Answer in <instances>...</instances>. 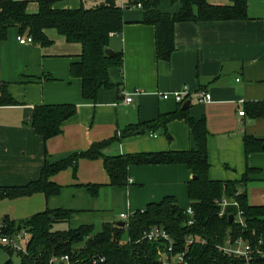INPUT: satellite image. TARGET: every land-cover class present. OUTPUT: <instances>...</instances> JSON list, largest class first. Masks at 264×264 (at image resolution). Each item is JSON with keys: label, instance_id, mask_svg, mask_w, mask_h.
I'll return each mask as SVG.
<instances>
[{"label": "crops", "instance_id": "obj_1", "mask_svg": "<svg viewBox=\"0 0 264 264\" xmlns=\"http://www.w3.org/2000/svg\"><path fill=\"white\" fill-rule=\"evenodd\" d=\"M28 1L27 13H37L36 0ZM247 3L244 21L176 24L174 51L169 61H158L154 27L142 23L140 6L130 8L119 0L124 23L120 34L110 35L109 49L122 53V67L110 70L113 87L100 91L95 102L82 98L81 81L69 74L70 65L79 61L80 44L67 43L48 29L44 34L50 46L20 45L17 30L9 29L0 40V87L6 85L18 105L0 106V189L35 183L45 163L55 164L122 129L172 113L179 103L161 95L186 89L188 114L203 119L208 132L209 180L239 181L247 167L257 170L249 176L245 192L250 205L264 206V150L246 156L243 143L251 137L264 144V0ZM81 6L85 7L83 0H64L54 8ZM31 7L35 10L29 12ZM159 9L174 15L180 5L165 0ZM205 94L211 99L199 102ZM128 97L131 102L126 103ZM254 103L262 107L259 117L251 110ZM63 104L76 106V114L62 124L61 135L44 141L29 124L35 107ZM192 147L187 125L173 121L166 130L124 138L102 153L115 157L183 152ZM127 173L131 183L116 188L110 186L102 159H79L75 170L68 167L51 178L62 187L58 195L0 199V222L20 224L45 210L62 209L72 211L70 227L95 228L96 222L101 227L116 224L121 214L133 215L166 197L174 198L183 209L190 206L187 183L193 176L185 166H130ZM93 185L100 187L96 196L87 189ZM256 193L261 201L254 200Z\"/></svg>", "mask_w": 264, "mask_h": 264}, {"label": "trees", "instance_id": "obj_2", "mask_svg": "<svg viewBox=\"0 0 264 264\" xmlns=\"http://www.w3.org/2000/svg\"><path fill=\"white\" fill-rule=\"evenodd\" d=\"M64 0H36L38 11L27 13L28 0H0V40L6 38L9 29H16L18 36L31 37L33 44L42 47L52 43L44 31L55 30L67 43L81 45L79 61L72 63L69 74L81 81L82 98L95 102L102 90L113 86L110 82L111 69L122 67V53L107 56L110 35H118L123 26V8L119 0H102L101 3L78 9H56L55 4ZM165 0H125V6L138 7L143 11L144 25L155 29V48L158 61H169L174 51L175 25L184 22L244 21L247 19V0H227L228 5H213L206 0H169L178 3L180 10L174 15L162 13L159 9ZM0 106H16L18 103L7 93L6 85L0 87ZM185 101V100H184ZM179 103L172 113L159 115L154 121L137 123L122 129L105 141L93 143L84 152L74 154L55 164L45 163L38 181L25 187L0 189V199H17L42 194L46 199L56 196L62 187L50 180L59 172L76 168L79 159H102L110 186L123 188L128 185L130 166L182 165L192 174L187 183V196L193 217L186 209L178 206L175 199L166 197L159 203H150L144 210L136 211L125 222V227L103 224L101 231L94 233L92 225L59 229L68 224L72 211L45 210L22 221L29 238L25 244L26 253H17L20 264H162L183 254L184 264H244L241 258L225 256L218 247L228 239L241 240L249 245L254 254L251 264H264V206H252L245 192L250 175L257 170L246 168L239 181L220 182L208 178L210 167L207 158V129L203 119L195 120ZM74 105H41L35 107L30 126L44 141L62 133V124L76 114ZM251 110L257 117L262 115L261 105L254 103ZM173 121L184 122L190 132L193 147L188 151L156 154H135L106 157L102 151L124 138L155 134L166 130ZM246 156L262 150V141L245 137ZM97 185L87 186L91 196H96ZM226 199L229 205L221 216L219 203ZM238 215L242 223L238 222ZM229 216L233 217L229 223ZM192 220V225H187ZM6 233L14 235V229L22 228L3 221ZM150 228L165 229L171 242H148L142 240V233ZM18 231V232H19ZM127 240H123L124 236ZM188 239L193 243L188 244ZM172 246L171 252L168 247ZM9 256L12 251L4 250ZM55 260V261H52ZM8 263H11L9 260Z\"/></svg>", "mask_w": 264, "mask_h": 264}, {"label": "built area", "instance_id": "obj_3", "mask_svg": "<svg viewBox=\"0 0 264 264\" xmlns=\"http://www.w3.org/2000/svg\"><path fill=\"white\" fill-rule=\"evenodd\" d=\"M17 41L20 45H29L32 44V39L31 37H27V36H18L17 37ZM188 96V91L186 89H183L181 91H177V92H171V93H165L161 95L162 99H173L176 103H182L185 98ZM211 99L209 94H205L202 98L199 99V102H207ZM126 103L131 102V98H126L125 99ZM240 116L244 115V112L241 111L239 113ZM129 183H131L129 181ZM220 207H221V211H220V215L221 216L224 212V209L226 207H228L229 205H236L234 202L233 203H229L228 200L223 199L220 203H219ZM186 214L192 218L193 217V212L191 210L190 207H188L186 209ZM131 215H126V214H121L120 217V221L121 222H125L129 219ZM240 222V216L238 215L237 218ZM192 220L190 219V221H188L187 225H192ZM6 230V227L4 225V223L0 222V247H3V249H8L9 251H12L13 253H22L25 254L26 253V247L24 248V251H22L20 249V243L21 241H23L24 239H26V232L25 231H21L19 233H15L14 235H12L11 237L8 236H4V231ZM142 240H146L148 242H160V241H166L168 243L171 242V238L168 234V232L163 229V228H150L149 230H146L142 233ZM193 240L192 239H188V244H192ZM218 249L225 255V256H229V257H234V258H241L244 262V264H251L252 261V256L254 254H260L259 252H253V250L251 249V247L247 244H245L244 242H242L241 240H236V241H232L231 239H228L225 243V245L223 247H218ZM172 250V246L168 247V251L171 252ZM262 256V254H260ZM172 261L167 262L166 259H164L162 261V264H171V262L174 261V264H184V260H183V254L177 255L175 257H173L172 259H170ZM55 261V260H52ZM61 261H63L65 264H68V258L67 257H63L61 259Z\"/></svg>", "mask_w": 264, "mask_h": 264}, {"label": "rangeland", "instance_id": "obj_4", "mask_svg": "<svg viewBox=\"0 0 264 264\" xmlns=\"http://www.w3.org/2000/svg\"><path fill=\"white\" fill-rule=\"evenodd\" d=\"M102 2V0H83V4H84V6H85V8H90V7H92V6H95V5H97V4H99V3H101ZM221 2V3H220ZM220 2L218 3L219 5H228L229 3L226 1V0H220ZM33 10H35V9H33L32 7L31 8H28V11L29 12H32ZM52 31H54V30H52ZM253 200V199H252ZM254 200H256V201H261V197H260V195L258 194V193H256V194H254ZM181 208V207H180ZM183 209V208H182ZM22 223H20V224H15V227L16 226H19V225H21ZM94 225H95V228H94V233H97V232H99V231H101V226H100V224L98 223V222H96V223H94ZM6 227V226H5ZM22 229L19 231V232H21V231H26L25 229H23V225H21L20 226ZM69 227V225L68 224H66V223H64V224H60L59 225V229H61V230H65V229H67ZM6 231H7V228H6ZM6 231H4L3 233H4V236H8V237H11L13 234H10L9 232L8 233H6ZM17 230H16V228L14 229V232L15 233H19ZM14 233V234H15ZM28 238H29V235H28V233H26V239H24L23 241H21V243H20V249L22 250V251H24V248H25V244L27 243V240H28ZM123 240H127V236L125 235L124 237H123ZM4 250H7V251H9L8 249H3V247H0V264H20V258H19V256L17 255V253H13L10 257L5 253V251ZM8 260H10L11 261V263H8ZM170 261H172V260H170ZM171 264H174V261L173 262H171Z\"/></svg>", "mask_w": 264, "mask_h": 264}, {"label": "water", "instance_id": "obj_5", "mask_svg": "<svg viewBox=\"0 0 264 264\" xmlns=\"http://www.w3.org/2000/svg\"><path fill=\"white\" fill-rule=\"evenodd\" d=\"M105 54L107 56H110V57H113L115 55V53L111 49L105 50ZM187 106H188L187 104H184L182 106V108L185 109ZM262 149L264 150V144L262 145ZM232 220H233V217L232 216H229V218H228L229 223H231ZM116 226L124 228L125 227V224L123 222H118V223H116Z\"/></svg>", "mask_w": 264, "mask_h": 264}]
</instances>
